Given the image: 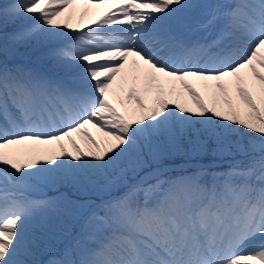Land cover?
<instances>
[{
  "label": "snow or ice",
  "instance_id": "snow-or-ice-1",
  "mask_svg": "<svg viewBox=\"0 0 264 264\" xmlns=\"http://www.w3.org/2000/svg\"><path fill=\"white\" fill-rule=\"evenodd\" d=\"M104 6L94 26L71 24L77 7L83 23ZM209 7L199 27L222 20L215 36H186L184 16ZM19 19L33 23L7 39L44 46V58L65 77L0 66V264H35L19 258L34 254V214L58 216L74 204L7 185L79 190L100 180L127 190L103 203V215L89 216L83 239L94 246L55 264H264V0L0 4V28ZM249 133L260 143L247 147L260 155L236 161L211 184L200 182L202 170L174 183L152 167L179 151L185 136L194 152L211 141L215 154L229 156L245 152L239 138ZM149 168L128 183L129 174Z\"/></svg>",
  "mask_w": 264,
  "mask_h": 264
},
{
  "label": "trees",
  "instance_id": "trees-1",
  "mask_svg": "<svg viewBox=\"0 0 264 264\" xmlns=\"http://www.w3.org/2000/svg\"><path fill=\"white\" fill-rule=\"evenodd\" d=\"M8 3H10V1L0 0V4H8ZM19 21L20 20L16 21L15 23L9 22L6 29L0 28V35L3 34L4 32L12 33L13 31H15L14 27H12V26L15 24H18ZM19 47L21 48V54L28 55L31 53L33 55L34 59L38 63L42 64L45 68H49V69L51 68L50 70H52L51 71L52 73H61L62 72V71H58V70L54 69L52 67L51 62H49L48 60H46L44 58V51H45L44 46H42L40 44H36L35 42H32V43L20 44ZM29 48H32V50ZM4 50L7 54L12 55L11 49H4ZM26 50H30V51H28L26 54H24ZM9 69L10 70H22L25 72H32V73L39 74L37 71H34V69H32L30 67H26V68L21 67L20 68V67L15 66V67H9ZM51 74H47V76H44V77H47V78L52 79V80H59V78H57L56 76L51 75ZM39 75H41V74H39ZM248 137L249 138H247V139L239 138L245 144V152L244 153H238L235 150H233L232 155L220 156V155H217L213 152L214 144L211 141H209L207 143V148L204 152L193 153L191 151L192 146L189 143V138L187 136H185L179 141V151H177L171 155L165 156L161 163L177 162V161H181V160H194V159H198V158H202V159H205V158L223 159L226 157L233 158L236 156L248 155L251 152L255 153V154H260L259 152L251 151V149H249L247 147V145H249V144L258 145L260 143L259 138L255 137V134H251V133L248 134ZM178 152H182V153H178ZM252 158H253L252 156L248 155V157H246V159H244L242 162H244L246 164ZM232 164H228V165L223 164V165H219V166H215V167H205V168H202L199 170H191V171L193 173H197V172H200L202 170L204 174L201 176L200 179H203L204 181L200 180V182L204 183V184H211L213 181L214 175L216 177H218L220 180H222L223 179L222 174L227 172V170L229 169V167ZM136 176L137 175L133 176L132 174H129L128 183L130 181H132ZM168 177L169 176L162 177V181H169L170 178H168ZM105 185H106V181L100 180L96 187H85V188H81L78 190L74 187L71 188V187L67 186V188L70 189L71 194H65L64 198H65V200H67L66 202H68V201L74 202V204L71 207V210L69 212L58 215V216H54L52 214L42 213V214H44L43 216L39 217V215L36 214V216L33 218L34 223H36L37 226L42 228V232L38 231L36 233H34V229L32 228L33 234H35V237H36V247H41L44 249L56 248L60 244V242H62L64 239H66L68 236H70L71 233L75 230L80 216L85 211V209L89 203L97 200L98 198H100L104 194H108L110 192L122 190L126 184L120 183V184L113 186V187H105ZM60 206L63 207L62 204H60ZM99 213L103 214L102 209H100ZM86 224H87V222L83 224V230H82L79 238L73 243L72 248H71V250H73L76 255L79 254L84 248L94 246L89 241L83 239V237L85 235ZM89 231H91V229H89Z\"/></svg>",
  "mask_w": 264,
  "mask_h": 264
},
{
  "label": "rangeland",
  "instance_id": "rangeland-1",
  "mask_svg": "<svg viewBox=\"0 0 264 264\" xmlns=\"http://www.w3.org/2000/svg\"><path fill=\"white\" fill-rule=\"evenodd\" d=\"M5 1H10V3L15 2V0H5ZM202 2L206 3V4L210 5V6H212V5L219 6V5L224 4L225 0H202ZM105 7L106 6L90 9L89 10V14L83 17V23H81V19H80V15H79V13L81 11H83V8L82 7H77L76 14L73 15V18L71 20V24L73 26H80V27H82L83 24H88L89 26H94V25L91 24L92 19L95 18L96 16H98L99 13L103 12L105 10ZM210 11H211V7L200 9V10H197L195 12H192V13H189V14L185 15L184 18H183L182 24H181V30L183 32H185L186 34L191 35V36H196V37L199 36L200 38H203V37L207 36L209 38H213L215 36V34L217 33V31L219 30V28L221 27V25L223 23L222 20L220 22H218L214 27L208 29L207 31H201L200 27H199L201 24H203L207 20L208 13ZM25 15H27V14H25ZM19 20L20 21H19L18 24H15V25L12 26V27H14L15 30H18V29H20L22 27H27L28 25L33 23V21H31V20H25V19H19ZM116 27H119V26H116ZM65 31H67L69 33V35L72 34V30L71 29H68V30H65ZM7 34H9V32H4L3 34L0 35V42L2 43L1 46L5 47V48H9V49L11 48L12 54H14V56H19V58L27 56V55L23 56V55L20 54L21 53V48L19 47L20 44L12 43L9 39H7ZM29 49L32 50V48H29ZM28 51H30V50H26L24 54H26ZM47 69L49 71H52V70H50L51 68L50 69L47 68ZM45 71L46 70H44V69L42 70L43 74L46 73ZM59 74H61V73H59ZM64 77H65V75L61 76V79H64ZM198 91H200V90L198 89ZM201 95L202 96L204 95L203 92H201ZM204 99H205V103L207 104L209 102L208 98L205 96ZM186 100H187V98L183 97L181 102H184ZM187 102L190 105V101H187ZM89 131L92 133V135L94 137L99 139V134L98 133H96L92 129H89ZM74 139H76V143L78 144V146L82 150H84L86 148V145H85V143L83 142V140L81 138L75 137ZM69 150H71V149L69 148ZM191 151L193 153H197V152H194L193 150H191ZM178 153H182V152H178ZM194 163H196V161L195 162L193 161L191 163V165L194 164ZM188 164H190V163H188ZM183 180H184L183 176L180 175V176L177 177V182H180V181H183ZM30 183H34V182H30ZM67 186L72 188V186H70V185H63V184L56 185V186H43V187H40L39 189H35V190H27V189H23V188H20V187H13V185H7L6 187L8 188L9 191H14L15 189H17L19 191H25L26 195H28L29 197H31L33 199H35L36 197H40L41 199H49V200H55V201L57 200L58 202H60V204H62L64 206V204L67 201L64 198L65 194H71V191H70L69 188H67ZM89 208L87 207L85 210H87ZM95 211H97V207L95 208L94 212ZM36 214H38L39 217L44 215V214H42V212H37V213L34 214V216H36ZM43 250L44 249H42L40 247H37V249L35 248L33 250L34 251V255L33 256H34V259H35L34 260L35 264H55V262L61 261V259H59V258H57L55 256H52V255L48 256V254L50 255V253H47L46 251H43ZM44 256H46V257H44ZM29 257H31V256L21 254L19 258L22 259V260H25L26 262H28L27 258H29ZM66 259H73V257H71L70 255H66L63 260H66ZM39 261H40V263H39Z\"/></svg>",
  "mask_w": 264,
  "mask_h": 264
},
{
  "label": "bare ground",
  "instance_id": "bare-ground-1",
  "mask_svg": "<svg viewBox=\"0 0 264 264\" xmlns=\"http://www.w3.org/2000/svg\"><path fill=\"white\" fill-rule=\"evenodd\" d=\"M39 263H40V261H39Z\"/></svg>",
  "mask_w": 264,
  "mask_h": 264
}]
</instances>
